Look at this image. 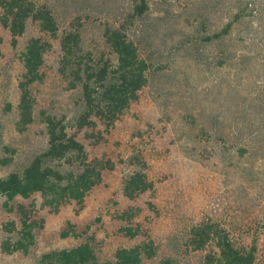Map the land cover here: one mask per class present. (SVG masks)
I'll return each instance as SVG.
<instances>
[{
	"label": "rangeland",
	"instance_id": "374dc122",
	"mask_svg": "<svg viewBox=\"0 0 264 264\" xmlns=\"http://www.w3.org/2000/svg\"><path fill=\"white\" fill-rule=\"evenodd\" d=\"M38 2L53 14L56 39L29 25L14 48L0 26V160L10 159L0 166V177L22 171L46 148L42 112L70 119L79 109V90L58 72L63 33L77 29L93 61L113 60L103 31L124 23L149 70L138 99L109 131L99 129V144H86L88 159H109L114 168L83 204L55 211L39 196L22 201L33 219H43L27 251L2 250L3 242L17 239L20 224L0 196V264H37L43 253L73 245L74 239L59 236L67 222L92 227L102 260L147 241L156 255L144 264L164 258L204 264L208 248L194 250L189 232L213 223L235 245L255 247V264H264V0H147L148 10L133 24L130 0ZM231 21L227 36L204 40ZM30 37L50 46L41 79L30 87L33 122L18 132L19 53ZM55 165L69 169L64 161ZM137 171L153 186L129 201L121 183ZM11 222L16 228L8 233ZM126 227L138 229L141 238L129 240Z\"/></svg>",
	"mask_w": 264,
	"mask_h": 264
},
{
	"label": "trees",
	"instance_id": "16d2710c",
	"mask_svg": "<svg viewBox=\"0 0 264 264\" xmlns=\"http://www.w3.org/2000/svg\"><path fill=\"white\" fill-rule=\"evenodd\" d=\"M130 3L128 23L133 24L144 16L148 5L147 0H130ZM29 25L37 26L52 39L57 38V23L45 4L38 0H0V26L9 34L14 48ZM231 27L232 21L204 40H219L227 36ZM103 39L113 60L93 61L82 50L80 35L73 27L59 37L58 72L69 81L71 90H79L80 105L70 119L42 112L40 119L46 130V148L35 155L22 171L0 177V196L5 198L4 206L17 213L20 224L17 239L1 245L7 253L27 251L33 245L36 227L42 226L43 219H33L22 201L39 196L55 211L71 203L81 206L87 194L101 184L103 175L114 168L109 159H88L86 144L91 140L94 145L99 144L103 137L99 129L109 131L138 99L139 92L147 83L149 66L140 57L124 23L106 27ZM49 46L39 37H30L19 53L23 75L18 85L20 97L15 125L18 132H24L33 122L35 100L30 87L41 79L40 69ZM62 161L69 169L55 165ZM9 162L10 159L0 160V166H7ZM152 186L140 171L127 175L121 183L122 194L129 201L136 200ZM17 199L19 202L15 203ZM15 228L11 222L6 230L12 233ZM93 232L92 227H77L67 222L59 236L61 239L72 238L75 243L43 253L37 264H144V260L156 255L152 242L142 241L129 248H117L110 259H99ZM123 234L129 240L142 236L138 229L128 227L123 229ZM189 242L194 250L208 248L204 264H255V247L235 245L228 233L213 223L192 227ZM160 264L177 262L164 258Z\"/></svg>",
	"mask_w": 264,
	"mask_h": 264
}]
</instances>
